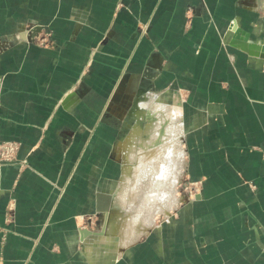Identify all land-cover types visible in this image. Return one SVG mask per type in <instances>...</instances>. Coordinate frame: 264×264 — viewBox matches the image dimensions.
Wrapping results in <instances>:
<instances>
[{
    "label": "crops",
    "instance_id": "obj_1",
    "mask_svg": "<svg viewBox=\"0 0 264 264\" xmlns=\"http://www.w3.org/2000/svg\"><path fill=\"white\" fill-rule=\"evenodd\" d=\"M261 5L0 0V141L21 144L0 167V264H264V54L245 48L264 42ZM29 19L50 43L11 46ZM153 91L178 96L198 189L133 223L118 208L137 180L124 163L152 116L113 109Z\"/></svg>",
    "mask_w": 264,
    "mask_h": 264
},
{
    "label": "rangeland",
    "instance_id": "obj_2",
    "mask_svg": "<svg viewBox=\"0 0 264 264\" xmlns=\"http://www.w3.org/2000/svg\"><path fill=\"white\" fill-rule=\"evenodd\" d=\"M255 3V8L256 11H259L262 7V5L259 7L260 4L264 3V0H254ZM77 12V11H76ZM260 12V11H259ZM82 16V13L81 15ZM78 14H75L74 19H78L80 17ZM44 31H48L50 34V40L52 36V31L48 29L47 26L41 25L37 20L34 19H29L26 20L18 25L16 27V31L10 36L11 43L10 45H18V42H21L22 45H37L35 43H31L28 40L35 41L34 39H38L41 37L44 33ZM50 42H47L46 45H48ZM45 45V46H46ZM259 46H264V42L258 43ZM39 46V45H38ZM41 46V47H45ZM264 54V53H263ZM170 94L168 95V104L162 103V100L165 98V95H162L160 92H152L148 95H146L142 98L140 95L137 96V98H130L129 95L127 97H123V99L119 98L118 101L116 102L115 100V107L114 111L116 112H121V113H126L129 114L131 109L135 106L138 105L140 106L142 103H149L153 102L154 98L152 96H156L159 101L157 103H162L161 105V111L157 110L155 106H152L150 109V104H148V112L151 113L152 118L149 121L150 123L157 122L159 119H161V115L165 116V118L168 120L163 121L158 125L157 130L153 133V136L150 137L144 134L138 135L137 138H135V144L139 146V144L142 141H148L150 139V144L154 145L158 140V138H162L160 142L155 145V147H158L157 149L160 151V154L158 156V160L156 159L154 161V164H151L153 167V170L151 169L152 172H150V169L143 170L142 172H138L136 174V184L132 188L131 192V199H126L123 201L119 202L118 208H121L125 212V210H129L131 213L129 218H135L136 214L140 211H144L145 216L149 217V212L147 209L149 207H154L152 204L153 200V195H159L160 192L162 191H170L172 193V196L175 199V210L173 211V214L181 207V205H185L188 202V199H193L194 195L196 194V189H198V183L192 182L188 179H183V172L182 171V158H178L175 154H173L171 157L168 155L167 149L172 148L175 152L181 151L182 147L185 146L180 138V136L183 135V127L185 130V125H182V116L180 112V107L177 104V95L174 94L173 92H169ZM152 95V96H151ZM161 97V98H160ZM163 97V98H162ZM145 98V99H144ZM141 99V100H140ZM129 104V105H128ZM164 104V105H163ZM180 113V116L177 117V110ZM130 119H127L126 122L128 123ZM148 123V122H147ZM123 124V123H122ZM133 124V123H130ZM181 125L183 127H181ZM180 128V130H179ZM165 130V131H164ZM127 132V130H126ZM182 132V134H181ZM127 134V133H126ZM125 136L122 135V138ZM141 141V142H140ZM155 141V142H154ZM140 142V143H138ZM154 142V143H153ZM183 142H184V136H183ZM138 143V144H137ZM184 153L185 152V147H183ZM158 151V152H159ZM167 152V153H166ZM133 157V155L131 156ZM168 157V158H167ZM166 159V160H165ZM167 163V167L169 169H160V164L162 161ZM131 161V158H130ZM157 162V163H156ZM161 162V163H160ZM159 163V164H158ZM143 168V167H142ZM167 170V172H166ZM149 171V172H148ZM158 171V172H157ZM163 173H162V172ZM161 172V174H160ZM141 174V175H140ZM160 174V175H159ZM169 174V175H168ZM121 175V174H120ZM119 175V176H120ZM163 175V176H162ZM157 176L158 177H165V183L164 185H155V182L157 181ZM126 178V177H125ZM176 180V181H175ZM164 182V181H163ZM127 185H122L121 193L123 192V188L126 187ZM131 191V189H130ZM123 212V213H124ZM129 215V214H128ZM167 217V216H166ZM123 219L125 224H128L129 219ZM170 219V218H169ZM116 222V217L114 218ZM134 220V219H133ZM142 218L140 219V221ZM160 220H165V218H161ZM145 221V220H144Z\"/></svg>",
    "mask_w": 264,
    "mask_h": 264
},
{
    "label": "bare ground",
    "instance_id": "obj_3",
    "mask_svg": "<svg viewBox=\"0 0 264 264\" xmlns=\"http://www.w3.org/2000/svg\"><path fill=\"white\" fill-rule=\"evenodd\" d=\"M239 42H240V40H239ZM239 44V43H238ZM242 45V44H241ZM245 48H247L248 49V51L251 53V54H253V55H261V54H263L264 53V46H259V45H254V44H251V45H248V46H245ZM148 104H150V109H151V107L152 106H155V108L157 109V110H159V111H161V104L162 103H157L156 101H153V102H149ZM164 105V104H163ZM149 108V107H148ZM148 108H143V107H141V106H138V105H136V106H134L133 108H132V110L130 111V112H134V114H139V115H141L142 117H144V118H150V116H152L151 115V113H149L148 111ZM162 112V111H161ZM135 116V115H134ZM136 118V117H135ZM138 120V119H137ZM167 119L165 118V116H163V115H161V119H159L157 122H154V123H150V122H148V123H146V127L144 128L143 126H142V128H144V129H142L141 131H142V133L144 134V135H147V136H149L150 137V139H151V137L153 136V133L157 130V128H158V125L160 124V123H162L163 121H166ZM131 121V120H130ZM168 121V120H167ZM129 128H130V126H129ZM133 128L134 129H137V128H139L140 129V127L138 126V122H137V125H135V126H133ZM165 131V130H164ZM136 132V131H135ZM135 132H133V134L135 133ZM131 133V132H130ZM133 134H131V135H133ZM141 134V133H140ZM150 139L147 141H140V142H138V143H140L139 144V146H137L135 143H133L134 144V146H133V151L131 152V155L129 156V158H128V160H126L125 161V170L126 171H128V170H130L131 172H132V175L134 174V175H136L138 172H142L143 170H148V169H150V172H152L151 171V169L153 170V167H152V165L151 164H154V161L158 158V156H159V154H160V151L158 150L159 148L158 147H155V145L157 146V144L160 142V140H162V138H158L157 140V142L154 144V145H152V144H150ZM129 141V140H128ZM155 142V141H154ZM153 142V143H154ZM127 143H129V142H127ZM137 143V144H138ZM132 144V145H133ZM158 148V149H157ZM169 149H167V151H168ZM159 151V152H158ZM183 151V150H182ZM167 153V152H166ZM133 155V157H131ZM185 155V154H184ZM130 158H131V161H130ZM168 158V157H167ZM159 159V158H158ZM157 159V160H158ZM166 160V159H165ZM165 160L164 161H162V163L160 164V169H162V170H164V169H169L168 167H167V163L165 162ZM157 163V162H156ZM159 164V163H158ZM143 167V168H142ZM182 167V166H181ZM149 172V171H148ZM158 172V171H157ZM162 172V171H161ZM161 172H160V174H161ZM166 172H167V170H166ZM163 173V172H162ZM168 173V172H167ZM159 174V175H160ZM133 175V176H134ZM141 175V174H140ZM169 175V174H168ZM163 176V175H162ZM158 177V176H157ZM161 179H163L162 177H158V180L159 181H161ZM162 182V181H161ZM160 182V183H161ZM156 183V182H155ZM156 185V184H155ZM160 186V185H159ZM126 196V195H125ZM131 199V198H130Z\"/></svg>",
    "mask_w": 264,
    "mask_h": 264
},
{
    "label": "built area",
    "instance_id": "obj_4",
    "mask_svg": "<svg viewBox=\"0 0 264 264\" xmlns=\"http://www.w3.org/2000/svg\"><path fill=\"white\" fill-rule=\"evenodd\" d=\"M43 34L35 41L28 40L31 43H35L39 46H45L47 42H50V34L48 31H44ZM21 144L17 141H0V167L4 164H9L17 161V154L19 152ZM20 167H27L26 161L20 162ZM189 200V199H188ZM11 215H7L6 222L9 221ZM7 230L0 229V242H4L6 239Z\"/></svg>",
    "mask_w": 264,
    "mask_h": 264
},
{
    "label": "clouds",
    "instance_id": "obj_5",
    "mask_svg": "<svg viewBox=\"0 0 264 264\" xmlns=\"http://www.w3.org/2000/svg\"><path fill=\"white\" fill-rule=\"evenodd\" d=\"M143 108H147L148 104L147 103H142L140 105ZM182 127V125H181ZM182 134V132H181ZM173 154H175L178 158H182L184 153L183 151H178L174 153V150L170 148L168 150V155L171 157ZM152 204L154 207H149L147 211L152 214V221L155 222L157 219H159L164 212L167 211H172V209L176 206L175 199L172 196V193L170 191H162L160 192L159 195H156L153 197ZM144 215L143 212L139 213L133 220V223H138L141 219V216ZM167 219V217H164ZM145 224H149L148 220L144 221ZM150 226V224H149Z\"/></svg>",
    "mask_w": 264,
    "mask_h": 264
}]
</instances>
